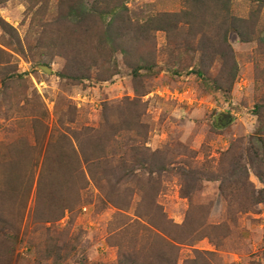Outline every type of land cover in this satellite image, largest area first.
<instances>
[{
  "label": "rangeland",
  "instance_id": "rangeland-1",
  "mask_svg": "<svg viewBox=\"0 0 264 264\" xmlns=\"http://www.w3.org/2000/svg\"><path fill=\"white\" fill-rule=\"evenodd\" d=\"M58 2L0 0V264H119L122 252L142 262L165 252L140 232L146 218L196 238L178 246L177 264H264V130L258 135L254 112L264 104V7L231 0L243 27L224 42L220 30L210 43L207 11L170 35H130L99 67L76 70L48 44L56 34H41ZM28 6L48 15L39 20ZM126 7L140 24L184 3L129 0ZM67 128L80 134L85 155L98 152L100 169L113 170L107 179L90 180L75 141L76 163L65 147H46L52 133L72 137ZM230 150L247 180L237 174L224 182H245L255 197L263 191V201L241 203V191L208 177L222 175ZM57 204L67 207L58 215Z\"/></svg>",
  "mask_w": 264,
  "mask_h": 264
},
{
  "label": "trees",
  "instance_id": "trees-1",
  "mask_svg": "<svg viewBox=\"0 0 264 264\" xmlns=\"http://www.w3.org/2000/svg\"><path fill=\"white\" fill-rule=\"evenodd\" d=\"M129 0H59L58 5H56L52 10V17L50 22L47 24L40 25L42 28L41 34L55 33V40L51 41L49 39L48 44L59 52V56H62L66 61L72 66L73 69L79 70L81 67H87V70H92L99 67V63L106 61V56H112L116 52V45L119 43V47L124 45V39L130 35H134L136 38L142 36L143 38L148 36L150 32L153 31H163L167 35L171 33L178 32L179 24L183 23L189 25L190 23L198 22L199 19L203 18L207 11H209L210 16V43L213 44L214 35L218 34L223 30V42L226 41V36L229 32L237 33L241 36L240 27H243V22L231 14L230 2L231 0H183L184 8L177 13H157L154 16H149L144 22L136 23L132 22L128 17V10L126 4ZM256 3L264 7V0H254ZM28 11L32 12L33 16H38L39 20L41 16L48 15V10L46 7L34 10L33 6H28ZM107 19V22H106ZM213 24H216L214 26ZM193 27V26H191ZM221 30V31H220ZM107 37L108 42L104 38ZM226 43V42H225ZM211 51L215 52V58L220 56L222 52L215 50L213 45H210ZM122 50V49H121ZM202 49H200L201 51ZM219 51V53H217ZM106 53V54H105ZM108 60V59H107ZM85 64V65H84ZM148 73L156 74L152 67H146L145 69ZM78 72V71H77ZM134 74H137L135 72ZM199 77L205 80L201 71H196ZM213 83L216 91H223L224 87L222 85ZM230 88V87H227ZM264 110V104L255 106V114L258 117V123L260 124V129H258V135L263 133L264 120L262 118L263 114L261 111ZM262 115V116H261ZM68 123H71L68 122ZM69 135L65 132H56L51 134L48 139L47 148L56 149L57 147H65L68 154V159L71 162L76 163L77 152L74 149L73 142L77 144L80 155L86 166V171L91 181L97 183L100 179H107L109 174L113 172L112 169H100L101 158L97 151L92 150L91 154L96 156L89 157L85 155V152L80 150V146L83 141L80 139L79 135L74 133V131L65 129ZM261 141V137H257ZM73 141V142H72ZM137 153V152H135ZM66 156V153H63ZM63 160H64V155ZM105 156L104 153H101ZM132 159H138L136 156L138 154L131 155ZM238 154L233 151H227L224 153L220 160V167L222 175L218 173L209 172L208 177L215 176L220 178L222 182L227 181V179H232L237 174L241 175L243 181L247 180L246 169L243 165L239 164ZM78 158V157H77ZM51 160L56 158L52 156ZM62 160V162H63ZM57 161V160H55ZM99 165V166H98ZM45 169V168H44ZM53 173H57L59 166L52 169ZM226 170V171H225ZM243 173V174H242ZM193 176L202 175V171H192L187 173ZM79 178H81V183L86 184V178L82 171L78 172ZM210 180V179H209ZM230 182L226 184V189H233L235 192H240L243 195L241 203H259L263 201V191L259 192V196L255 197L252 189L247 190L244 188L246 183L238 184L237 181ZM221 182V183H222ZM264 184V177L262 180ZM243 185V186H242ZM83 186V185H82ZM244 188V189H243ZM243 189V190H242ZM220 191L224 192L223 184L220 187ZM244 191V192H243ZM183 196H188L187 193L181 192ZM56 210L53 214L62 213L67 207H62L55 205ZM60 217V215H59ZM143 217V216H142ZM140 220L142 218L138 216ZM146 226L142 227L140 232L147 239L157 238L163 243V248L165 252L161 251L160 254L148 257V259L139 262L134 256L130 254L121 253L119 264H177L176 254L178 251V246L184 243L194 242L190 240L191 232L180 233L178 231H171L167 227L159 226L157 227L151 222L149 218L142 220ZM186 230V229H185ZM155 231V232H154ZM215 232V231H214ZM162 236L161 238L158 236ZM186 264V263H184Z\"/></svg>",
  "mask_w": 264,
  "mask_h": 264
},
{
  "label": "water",
  "instance_id": "water-1",
  "mask_svg": "<svg viewBox=\"0 0 264 264\" xmlns=\"http://www.w3.org/2000/svg\"><path fill=\"white\" fill-rule=\"evenodd\" d=\"M37 69L43 71L46 74H49L51 72V70L46 66H38Z\"/></svg>",
  "mask_w": 264,
  "mask_h": 264
}]
</instances>
